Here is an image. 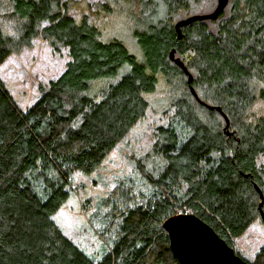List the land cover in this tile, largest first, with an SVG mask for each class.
<instances>
[{
	"label": "trees",
	"instance_id": "obj_1",
	"mask_svg": "<svg viewBox=\"0 0 264 264\" xmlns=\"http://www.w3.org/2000/svg\"><path fill=\"white\" fill-rule=\"evenodd\" d=\"M217 5L0 0V65L37 38L71 57L25 109L0 79V264H180L164 222L181 212L197 214L249 264H264V248L250 260L233 246L264 222V0H227L216 18L178 33L180 21ZM120 17L122 28L107 26ZM160 92L154 161L138 166L141 181L122 178L92 205L104 241L88 253L54 215L80 194L75 174L96 172Z\"/></svg>",
	"mask_w": 264,
	"mask_h": 264
},
{
	"label": "rangeland",
	"instance_id": "obj_2",
	"mask_svg": "<svg viewBox=\"0 0 264 264\" xmlns=\"http://www.w3.org/2000/svg\"><path fill=\"white\" fill-rule=\"evenodd\" d=\"M87 1L93 4L99 0ZM205 6L203 4L201 8ZM117 20L118 22H107V26L114 30L122 28L125 24L123 18ZM70 58L67 49L58 51L45 39L37 38L31 47L7 57L0 65V79L17 105L25 109L38 99L42 86H47L65 70ZM162 94L164 95L160 92L151 97L152 106L147 114L107 155L96 172L89 175L75 174L73 189L80 190V194L76 191V195H71L54 215L64 232L88 253H97L100 243L104 241L103 235H100L103 227L96 217L98 211L93 210L92 205L110 194L122 178L127 179V182L130 178L141 181L138 166H150L154 161V130L159 123L164 122L163 114L156 108V101L162 99ZM261 161H264V155ZM89 201L91 206L86 208L84 203ZM233 246L245 258L253 259L264 248L262 219L257 218L241 237L235 239Z\"/></svg>",
	"mask_w": 264,
	"mask_h": 264
},
{
	"label": "water",
	"instance_id": "obj_3",
	"mask_svg": "<svg viewBox=\"0 0 264 264\" xmlns=\"http://www.w3.org/2000/svg\"><path fill=\"white\" fill-rule=\"evenodd\" d=\"M226 3L227 0H218V5L213 12L196 14L188 20L180 21L176 25L178 33L180 34V26L185 25L188 21L216 18ZM170 58L184 69L188 75L191 91L198 98L194 87L191 85L193 76L184 62L180 58L175 57L174 50L171 51ZM206 106L211 109L214 108V106L209 104H206ZM217 109L222 111L219 106ZM257 189L261 195L260 209L264 220V210L262 209L264 193L259 187ZM164 228L170 237L171 250L180 264H249L244 258L235 253L234 249L219 236L210 224L195 213L181 212L171 216L165 220Z\"/></svg>",
	"mask_w": 264,
	"mask_h": 264
}]
</instances>
